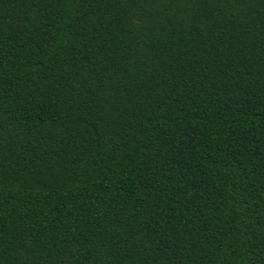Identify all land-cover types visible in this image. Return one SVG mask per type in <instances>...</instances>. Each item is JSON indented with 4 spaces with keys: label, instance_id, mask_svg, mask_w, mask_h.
<instances>
[{
    "label": "trees",
    "instance_id": "16d2710c",
    "mask_svg": "<svg viewBox=\"0 0 264 264\" xmlns=\"http://www.w3.org/2000/svg\"><path fill=\"white\" fill-rule=\"evenodd\" d=\"M0 264H264V0H0Z\"/></svg>",
    "mask_w": 264,
    "mask_h": 264
}]
</instances>
